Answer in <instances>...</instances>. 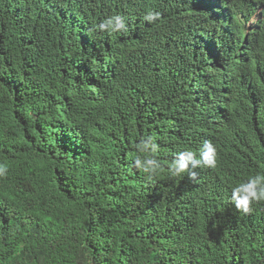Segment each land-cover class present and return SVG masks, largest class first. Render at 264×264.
<instances>
[{
    "label": "trees",
    "instance_id": "16d2710c",
    "mask_svg": "<svg viewBox=\"0 0 264 264\" xmlns=\"http://www.w3.org/2000/svg\"><path fill=\"white\" fill-rule=\"evenodd\" d=\"M148 11L161 18L144 21ZM264 0H0V264H264ZM113 15L127 32H89ZM159 145L149 182L134 145ZM205 141L215 169L168 165Z\"/></svg>",
    "mask_w": 264,
    "mask_h": 264
},
{
    "label": "clouds",
    "instance_id": "9594fccd",
    "mask_svg": "<svg viewBox=\"0 0 264 264\" xmlns=\"http://www.w3.org/2000/svg\"><path fill=\"white\" fill-rule=\"evenodd\" d=\"M161 18L159 12L148 11L143 17L149 24ZM253 19L251 23L245 24L242 30V37L237 41V45L245 51H249V43H238L246 39L248 34L253 32L256 36V55L248 59L249 71L247 74L258 75L264 69V12H254L250 15ZM124 18L121 15H113L93 26L89 32L99 31L108 34L127 32ZM137 156L134 159V167L146 175V179L151 182L165 171L164 165L157 158L159 145L154 137H142L139 143L134 145ZM218 165V152L216 146L211 141H205L199 153V158L193 150L183 151L177 158L168 165V172L173 177H180L187 174L188 179L197 182L198 173L196 169L205 167L215 169ZM9 172L7 163H0V179H6ZM231 202L237 212L245 215L251 214L253 205L264 202V174H256L248 178L246 182H241L231 190Z\"/></svg>",
    "mask_w": 264,
    "mask_h": 264
}]
</instances>
